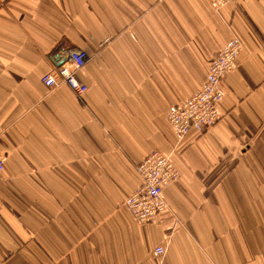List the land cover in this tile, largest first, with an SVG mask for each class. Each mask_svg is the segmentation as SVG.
I'll return each mask as SVG.
<instances>
[{"label":"crops","instance_id":"1","mask_svg":"<svg viewBox=\"0 0 264 264\" xmlns=\"http://www.w3.org/2000/svg\"><path fill=\"white\" fill-rule=\"evenodd\" d=\"M214 1L0 0V264H264V0ZM233 35L220 120L178 140L168 111ZM72 50L83 95L41 83ZM154 151L179 177L138 225Z\"/></svg>","mask_w":264,"mask_h":264},{"label":"built area","instance_id":"2","mask_svg":"<svg viewBox=\"0 0 264 264\" xmlns=\"http://www.w3.org/2000/svg\"><path fill=\"white\" fill-rule=\"evenodd\" d=\"M244 0H215L213 7L218 11L223 6ZM243 50L241 40L233 35L216 53L208 66L206 78L201 87L190 97L175 104L167 113L168 123L178 140L191 131L205 134L220 120L218 109L223 91V79L237 67V59ZM87 55L81 50L68 53V60L51 72L42 75L41 83L48 89L59 86L70 88L75 94L83 95L87 87L77 80V72L85 65ZM4 170V160L0 157V174ZM141 179L138 189L125 201L124 206L138 225H158L167 211L163 191L177 180L179 172L169 156L154 151L137 166ZM165 249L158 246L153 256L161 260Z\"/></svg>","mask_w":264,"mask_h":264}]
</instances>
